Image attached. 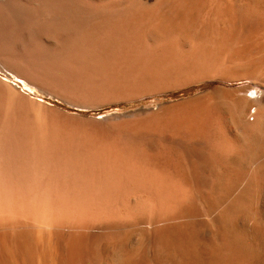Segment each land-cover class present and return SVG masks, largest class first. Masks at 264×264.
<instances>
[{
    "label": "bare ground",
    "instance_id": "obj_1",
    "mask_svg": "<svg viewBox=\"0 0 264 264\" xmlns=\"http://www.w3.org/2000/svg\"><path fill=\"white\" fill-rule=\"evenodd\" d=\"M0 62L92 108L232 66L261 77L264 0H0ZM17 89L0 80V264H138L143 224L186 228L187 245L183 235L158 241L185 258L213 208L218 264L229 246L240 259L261 256L264 240L239 235L235 222L251 216L264 229L252 211L264 172L241 158L264 147V87L198 94L117 130Z\"/></svg>",
    "mask_w": 264,
    "mask_h": 264
},
{
    "label": "rangeland",
    "instance_id": "obj_2",
    "mask_svg": "<svg viewBox=\"0 0 264 264\" xmlns=\"http://www.w3.org/2000/svg\"><path fill=\"white\" fill-rule=\"evenodd\" d=\"M201 17V16H198ZM212 20V18H211ZM77 34L82 35L83 33H79L77 31H72L68 35L75 36ZM95 33V34H94ZM74 34V35H73ZM92 35H99L101 33L90 32ZM102 35V34H101ZM234 67V68H233ZM232 69V70H231ZM230 69L229 75H220L216 76L214 79H205L201 82H197L195 84L186 86V87H176L167 91L157 90V91H148L144 93L131 94L128 97L115 99L110 101V103H102L95 107H82L73 102H69L65 99L64 96H55L49 93L46 90H43L36 85L26 81L20 75L13 73L9 68H7L4 64L0 62V80H4V82L10 83L17 90L21 91L23 94H30L33 98L42 101V103L59 108L63 111H68V113L73 115L82 116L88 120H100L104 125L111 129L117 130L120 129L121 125L130 124L134 125L139 124L141 122L152 123L158 121V119L164 118L166 115L176 110L175 104L187 99H191L198 94L212 92L218 95L223 96H235L239 93L242 88L251 87H264V76L259 77V75L253 76L255 74H251V71H248V68L245 66H232ZM251 70V69H250ZM17 86V87H16ZM249 96H252L250 92L247 93ZM250 115L249 118L251 120L254 117L255 109L253 107L249 108ZM85 114V115H84ZM164 117H163V116ZM146 135V134H145ZM145 137V136H141ZM146 135L145 138H147ZM141 140V138H139ZM142 141V140H141ZM149 142L150 140L147 139ZM144 142V141H142ZM151 150V149H150ZM205 156V155H204ZM245 157V160H244ZM241 158L246 163L244 169L247 171H252L254 166L260 164V170L264 172V147L261 150H254L253 152L245 153ZM215 163V161H214ZM248 163V164H247ZM248 167V168H247ZM252 168V170H251ZM215 169V168H214ZM259 170V171H260ZM222 182H219L218 187L221 186ZM216 187V184H214ZM217 192H219L217 190ZM260 196V195H259ZM258 196V197H259ZM263 199L259 198L254 203V207L252 208L259 215H263L264 213V196L261 195ZM260 201V202H259ZM260 203V204H259ZM259 210H258V209ZM257 209V210H256ZM211 213H213L211 215ZM208 215L213 216L214 218V208L209 211ZM257 215V214H256ZM259 215H257L258 218ZM210 218V220H211ZM208 219V218H207ZM204 219L201 216L200 222V234L198 247L196 249V254L187 255L185 258H181L177 255V253L168 250L167 248H163L159 243V239L162 236L167 235L170 238H178V236L183 235L186 245L187 241V230L179 228H169V229H157L152 231H146V224L141 226V235L142 241L144 240L143 248L146 250L143 253V258L138 264H218L220 261L219 256H217V249L219 244L221 243V239L223 238V231H220L222 228H219V223L216 221H209ZM251 216L243 215L238 218L235 222V229L237 233L244 238H248L249 240H253L255 242H262L264 240V229L257 225L252 220ZM200 220V219H199ZM207 220V221H206ZM210 222V223H208ZM209 226V228H208ZM218 226V227H217ZM207 229H206V228ZM212 227V228H211ZM212 229V230H210ZM166 232H165V231ZM207 230V231H206ZM172 231V232H171ZM163 232V233H161ZM175 234V235H174ZM249 235V236H248ZM157 240H156V238ZM152 238V239H151ZM220 239V240H219ZM262 239V240H261ZM156 242V244H155ZM149 244V245H148ZM216 245V246H215ZM217 249H216V248ZM227 247V246H226ZM264 248V246L262 247ZM235 251L234 248L229 246L227 249L225 248L228 260L233 261L234 264H264V249L261 250V256L254 259L248 258H239L235 254V252L227 250ZM144 250V249H143ZM212 251V252H211ZM231 254V255H230ZM147 255L149 258H147ZM234 257L232 258L231 256ZM192 256V257H191ZM147 258V259H146ZM188 258V259H187ZM191 258V259H190ZM151 260V262H150ZM192 260V261H190ZM237 260V261H236ZM250 260V261H249ZM145 261V263H144ZM227 262V264L229 263ZM230 261V262H231ZM232 263V262H231ZM229 263V264H231Z\"/></svg>",
    "mask_w": 264,
    "mask_h": 264
}]
</instances>
